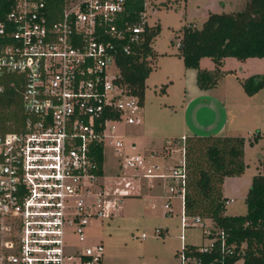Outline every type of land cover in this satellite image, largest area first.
<instances>
[{"label":"built area","instance_id":"2783aa9c","mask_svg":"<svg viewBox=\"0 0 264 264\" xmlns=\"http://www.w3.org/2000/svg\"><path fill=\"white\" fill-rule=\"evenodd\" d=\"M126 2L0 0V95L12 90L22 115L0 128V264H102L104 245L87 240L86 229L135 193L130 179H171L164 207L182 201L183 229L203 220L184 213L186 136L182 158L165 171L117 132L118 123L142 121L137 97L116 83V60L143 40L147 0L136 22ZM106 144L132 171L111 188L102 182Z\"/></svg>","mask_w":264,"mask_h":264},{"label":"rangeland","instance_id":"374dc122","mask_svg":"<svg viewBox=\"0 0 264 264\" xmlns=\"http://www.w3.org/2000/svg\"><path fill=\"white\" fill-rule=\"evenodd\" d=\"M247 1L147 0V25L158 24L160 32L152 42L155 57L151 61L152 70L145 80L143 104L138 112L142 121L130 125L123 122L117 124V132L126 143L135 141L149 163L159 164L165 171L176 165L183 156L182 136L244 137L245 171L241 176L226 177L222 186L223 195L228 200L227 215L246 213L245 197L252 178L257 174L264 175V88L249 96L240 82L250 75L264 73V57H251L244 61L225 58L219 67L222 75L217 84L202 90L196 83L193 69L185 68L179 46L183 26L200 27L209 13L240 11ZM205 66L210 71L215 69L208 57L200 61V68L204 69ZM113 71L116 72V69ZM222 102L224 107L218 105ZM249 140L254 143L250 145ZM166 147L170 152L162 157ZM152 152L156 155L154 159L149 158ZM103 156L102 182L105 187L121 185L124 176L129 179L132 171L122 167L110 144L104 147ZM130 180L136 187L135 193L122 197L117 208L126 218L113 216L108 220L92 221L86 229L87 240L102 239L109 232H123L126 238L140 243V234L145 232V256L142 259V255H139L135 264H181L177 251L180 252L182 243L196 246L212 243L211 238L203 236L205 230L213 229L209 219L182 229V201L177 197L171 198V207L164 208L171 179H153L151 183L144 178ZM155 228H167V232L164 236H153ZM71 241H75L74 237H71ZM131 249L136 251L132 250L134 253H141L135 247ZM234 264H244L243 259H238Z\"/></svg>","mask_w":264,"mask_h":264},{"label":"trees","instance_id":"16d2710c","mask_svg":"<svg viewBox=\"0 0 264 264\" xmlns=\"http://www.w3.org/2000/svg\"><path fill=\"white\" fill-rule=\"evenodd\" d=\"M143 3L144 0H127L128 20L138 21ZM181 31L179 51L183 64L187 69L196 70V83L200 89H210L222 75L219 67L225 58L244 61L264 57V0H248L240 11L211 12L200 27L185 25ZM159 32L158 24L147 26L141 43L135 45L131 53L121 54L116 60L120 69L116 83L137 97L140 105L143 104L145 80L155 57L152 42ZM204 57L213 61V71L200 68ZM240 82L245 93L252 96L264 88V73L250 75ZM21 120L17 95L6 89L0 95V128L11 129ZM254 141L249 140V144ZM245 144V138L237 135L186 136L184 213L189 217L209 219L213 229L209 234H203L212 239L208 250H202L206 246L183 245L178 255L182 251L187 260L185 264H234L240 258L244 264H264V175L257 174L252 178L245 197V214L225 213L227 198L223 195V181L226 177L244 173ZM97 158L102 161L100 147Z\"/></svg>","mask_w":264,"mask_h":264},{"label":"crops","instance_id":"0c3cea01","mask_svg":"<svg viewBox=\"0 0 264 264\" xmlns=\"http://www.w3.org/2000/svg\"><path fill=\"white\" fill-rule=\"evenodd\" d=\"M205 68L208 69V66H205ZM193 71L196 74V70L193 69ZM202 90H205V89H202ZM218 105L220 107H222L225 104H224V102H222V104L218 103ZM224 130H227V128L226 129L224 128ZM212 133H214V132H212ZM186 136H189V135H186ZM131 141H133V140H131ZM133 142H135V141H133ZM152 154H153V152H152ZM151 158H153V159L156 158V155L151 156L150 159ZM166 202H167V197H166ZM119 210L120 209H118V211L114 215V217L116 218V217L119 216V218H122V219L126 218L120 213ZM155 229L153 231V234H154L153 236H155ZM159 229L161 230V232L158 235L159 236H164V234L167 232V228H165V229L159 228ZM124 234L125 233H123V232H115V233H110L109 232L106 237H104L102 239L101 238L99 239V240L102 241V243L104 245V256H103L102 264H125V263L126 264H135V260H136L137 257H139V255H142V259H144L145 255L143 254V252L145 251L147 245H146V242H144L143 240L147 237V235L145 237H141V234H140V240L142 242L137 243L136 241L132 240L130 237L126 238V236H124ZM158 235H156V236H158ZM155 238H157V237H155ZM94 240H98V239H94ZM184 244H186V243H184ZM184 244L182 243V247H183ZM190 245H193V244H190ZM131 247H135L136 249H139L138 252H141V253H139V254L138 253H134L133 251H135V250L131 249ZM178 253H179V251H177V254ZM138 264H145V263L144 262H142V263L139 262Z\"/></svg>","mask_w":264,"mask_h":264}]
</instances>
